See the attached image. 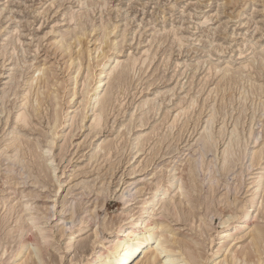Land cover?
Listing matches in <instances>:
<instances>
[{
    "label": "rangeland",
    "instance_id": "rangeland-1",
    "mask_svg": "<svg viewBox=\"0 0 264 264\" xmlns=\"http://www.w3.org/2000/svg\"><path fill=\"white\" fill-rule=\"evenodd\" d=\"M161 185L145 221L205 264L254 197L264 230V0H0V264H81Z\"/></svg>",
    "mask_w": 264,
    "mask_h": 264
},
{
    "label": "bare ground",
    "instance_id": "bare-ground-1",
    "mask_svg": "<svg viewBox=\"0 0 264 264\" xmlns=\"http://www.w3.org/2000/svg\"><path fill=\"white\" fill-rule=\"evenodd\" d=\"M99 64V71L93 73L89 69L83 80L82 90L84 97L89 92L91 94L89 103L91 111H95L94 108H96L101 99L107 83L106 80L120 66L114 54L105 56ZM90 83H92L91 89H89ZM94 117L99 122V116L95 114ZM252 166L250 164L243 172ZM164 190L161 185L150 197L144 198L141 201L139 211L135 214H130L124 220V224H120L116 228L114 226L105 227L110 232V238H105L106 240L99 243V246L81 264H129L136 255L139 256L140 254H143V258H146L144 261L146 263L143 264H205L198 241L192 244L175 238L170 239L164 234L165 224L160 223V230L153 232L156 226L154 227L151 222L145 221L152 205L157 203ZM158 191L159 193L156 194ZM132 197L134 195H126V202L131 201ZM257 204L258 198L254 197L238 213L227 215L226 218L221 220V230L218 232V239H224L223 242L226 244L224 245L221 242L214 246L212 256L208 261L209 264H264V230L259 226L252 225ZM89 217L90 215L84 218L86 225L89 223ZM71 223H74L73 220ZM232 231L234 233L230 235ZM246 232L249 233V245L243 248V245H241L240 249L235 250L241 239L247 235ZM228 238L230 240L225 242ZM73 241L74 237L70 238L69 245H72ZM33 245L35 250L25 260H23L24 256L21 258L20 256L27 249V246L22 248L18 253L15 264H30V261H32V264H37V262L39 264L42 262L43 264L44 260H42L39 245L37 243ZM224 248L230 254L225 256L224 259L222 258V260ZM33 256L37 257L38 261Z\"/></svg>",
    "mask_w": 264,
    "mask_h": 264
}]
</instances>
